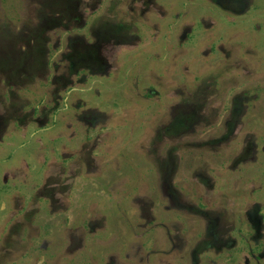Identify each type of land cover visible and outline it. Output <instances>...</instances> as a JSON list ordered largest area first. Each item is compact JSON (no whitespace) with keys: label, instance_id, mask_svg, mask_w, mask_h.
<instances>
[{"label":"rangeland","instance_id":"rangeland-1","mask_svg":"<svg viewBox=\"0 0 264 264\" xmlns=\"http://www.w3.org/2000/svg\"><path fill=\"white\" fill-rule=\"evenodd\" d=\"M0 264H264V0H0Z\"/></svg>","mask_w":264,"mask_h":264}]
</instances>
